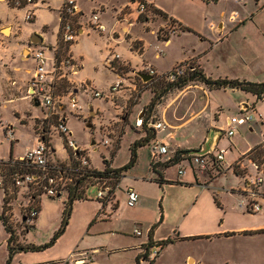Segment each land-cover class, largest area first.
<instances>
[{"label": "crops", "instance_id": "0c3cea01", "mask_svg": "<svg viewBox=\"0 0 264 264\" xmlns=\"http://www.w3.org/2000/svg\"><path fill=\"white\" fill-rule=\"evenodd\" d=\"M137 1L145 2L149 9L160 10L166 17H160L148 10L138 14L136 12ZM206 1L217 3L219 0ZM251 1L254 5L252 9L245 6L246 0H235V6L239 10H232L230 13L222 10L213 19H207L205 16L202 20V25L196 26L185 18L186 14L179 16L170 15L152 0H105L101 3L87 0L90 3L88 9L85 7L86 3L83 4L81 0H76L81 11L80 16L84 17L77 39L89 36L91 33L97 35L100 43L104 45V50H101L104 55H101L99 63L105 70L107 69L110 74L114 75V80L105 89L107 90L118 77H121L123 79V90L118 95L126 91V89H128L127 91L133 90L132 73L139 72L144 65L150 66L158 73H165L182 61H191V64L197 66L206 76L213 79L227 78L262 83L264 82V70L258 72L250 66L247 67L241 63L237 64V62H233L230 66V71L237 73L234 76L227 74L213 76L212 73L206 70L209 62L208 57H212L213 49L218 44H222L228 35L236 33L243 28H248L246 26L250 25V23L253 24L255 22L256 24L254 25H261L259 23L260 16L264 12L262 10L264 9V0ZM60 6L61 0H38L34 6L22 4L20 7L6 0H0L1 108H6L8 104L17 100H27L34 105L37 103L27 97V94L30 93L29 83L34 69V64L27 54V46L30 44V38L34 34H38L42 39L40 44L48 48L56 44L60 25ZM97 7L103 8L100 20L107 29L101 35L87 30L84 25L88 20L87 14ZM29 9L34 10L35 17L31 23H26L24 15ZM235 14L243 20L241 23H235L230 20V16ZM259 17L260 19H258ZM117 20L124 21L118 23ZM180 27L186 30L182 31ZM206 28L211 32L209 36L204 33ZM162 29H167V34L164 37L159 34L162 33ZM5 30L7 33L4 32ZM190 35L196 38L199 45L195 41L189 42L187 36ZM202 43L206 44V46L200 47ZM70 52L75 64V67L72 68V72L75 70V73L71 77L73 83H76L77 81L74 77L83 69L85 61L83 53L79 49L78 40L71 46ZM115 55L118 58L112 63L124 69L120 73L106 65L108 61H112ZM219 63L215 62L212 64L218 67ZM95 68L93 66V69ZM255 74L261 75L263 78H258ZM85 80L88 81V79ZM82 83L77 82L76 86L78 87ZM225 90L232 93V98L234 99L232 105L236 110L235 114L225 117V126L229 117L240 116V108L244 106L253 108L256 113L262 115L264 120V99H259L251 93L237 89H223V91ZM213 91L208 90L204 86H194L192 89L180 91L177 94H168L161 106L156 108L159 116L157 121L164 123L166 128L154 132L153 138L155 140L153 142L159 141L166 144L171 156L176 151H191L199 147H203L205 150H212L214 147L223 148L226 153L218 174L201 172L187 163L188 161L185 159L178 162L177 165H170L166 168L163 165L166 159H162L159 163L160 166L155 168V172L151 168V157H149L146 174L139 173L135 171L139 161V150L150 146L153 143L150 141L146 146L137 149L135 165L119 178L114 187H111L112 199L108 203L101 205L100 211L103 213L109 207L110 214L99 219V221L118 230H107L97 235L85 236L80 243H76L75 247L72 246L66 254L61 256L62 258L44 257L45 255L43 254L46 250L54 248L64 237L69 227V219L64 233L55 241L53 246L39 252L16 253L11 260V264H69V262L72 264H148L144 259L150 246L158 245L166 239H172L173 243L164 246L156 260L151 263L161 264L163 252L179 243L247 238L262 234L264 232V210L257 214H250L244 211L243 208L238 206L240 196L237 193V189L242 187L245 175H254L250 162H252V157H255L257 153H261L258 144L260 135L264 131V123L259 121L237 127V134L248 132V134L254 136L250 140H246L249 138H244L242 142L237 139V134L230 139L221 136L223 132L217 130V123L221 117L223 105L218 103L213 107L211 106V93ZM186 98L187 101L182 105ZM95 104L100 105L92 100L88 102L87 107L93 106L95 108ZM37 106H39V103ZM138 106V104H135L132 109ZM97 110L94 112L99 113V115L104 112V109H99V107ZM15 113L19 115L18 112ZM20 119L19 117L18 120ZM93 126H95L94 123ZM131 126L132 124H129L126 127L131 128ZM9 127L13 128L11 125ZM126 127L124 128L125 131ZM132 130L135 134L133 142L146 135L138 128ZM9 141L12 145L10 154L13 159L20 157L36 144L35 139L34 143L31 146H26L23 154L19 156L13 154V146L18 142L17 138L13 137V141ZM133 142H131L130 146ZM262 157L264 156L262 155ZM113 160L114 156L109 160V166L112 169L125 165L117 166ZM238 161L240 166L237 164ZM173 166H176L177 170L183 168L184 174L182 176H167V171ZM234 170L238 171V175L235 174ZM228 173H231L237 181L229 189V194L235 198L236 207L240 212H232V204L228 207V203L224 202L219 195L213 192L214 181L223 175L226 176ZM123 186L125 195L128 188H132L139 195L138 203L132 207L133 210L144 209L146 203L155 207L154 217L151 220L139 222L137 228L133 227L129 235L123 232L125 225L116 218L119 206L117 201H115V192L117 189H122ZM168 189H173L181 197L177 196L175 199H171V196H167ZM112 204L115 206L113 207ZM8 205L5 210H10L14 214L12 202ZM2 213L3 205L1 206L0 215H3L7 225H9L8 220L12 218L6 217V213ZM37 222L38 217L31 229L37 227ZM134 229H139L142 235L139 237L135 236L133 234ZM29 230L25 233V238L21 240V244L37 245L26 240ZM1 231L5 235V238L3 237L5 248H2L5 253L0 258V264H6L8 257L7 239L9 235L0 220ZM258 231L263 232L257 233ZM231 233H234V235H230ZM29 254L36 257H30ZM195 259L190 254H186L185 264H190L191 261L195 264H206L199 259H196V262L194 261Z\"/></svg>", "mask_w": 264, "mask_h": 264}, {"label": "rangeland", "instance_id": "374dc122", "mask_svg": "<svg viewBox=\"0 0 264 264\" xmlns=\"http://www.w3.org/2000/svg\"><path fill=\"white\" fill-rule=\"evenodd\" d=\"M82 3H86L85 7L88 9L90 3L87 0H81ZM95 3H101L105 0H93ZM118 1V0H117ZM155 4L159 5L162 10L168 14L173 15H187L185 18L189 22H192L196 26L202 25V20L206 16L207 19L217 17L218 13L222 10H226L230 13L232 10H239L235 5V0H219L216 2L206 1V0H152ZM99 5V4H98ZM245 6L247 8H254L251 0H246ZM149 10V8L147 9ZM264 11V9H262ZM91 13H88L89 17ZM236 15V14H235ZM230 20L235 23H241L243 20L236 15L235 19ZM261 17V19H260ZM260 19V26L250 23L247 25L248 28H243L236 33H232L227 36L222 42L218 44L213 50L212 57H208V64L206 70L213 74V76H221L227 74L230 76L237 75L234 71H230V66L232 63L237 62L247 67H251L256 71L264 70V12H262ZM214 27V26H212ZM172 29V28H171ZM164 31V32H163ZM7 33V31L5 30ZM206 36H209L211 32L208 28L204 31ZM161 37L167 34V29H162V33H159ZM193 35L187 36L189 42L195 41L197 45L196 38ZM78 38V37H77ZM79 42V49L83 53L84 67L78 75L74 78L77 82H83L82 84H88L94 87L96 90L103 92L105 88L114 80V75L110 74L108 70L104 69L99 63L101 61V55H104V45L100 43L97 35L91 33L89 36H84L77 39ZM206 44H201L200 47H205ZM26 55V53H25ZM220 62L219 66H213L212 63ZM185 63L192 66L191 61H185ZM116 65L120 69L116 68V72H121L122 67ZM93 66L96 68L93 69ZM70 74L69 79L71 83H65L61 91H65V88H72L76 86L73 83L72 75ZM258 78H263L261 75L255 74ZM133 79L132 83L135 90L126 89V91L121 94H117V97L113 101L93 99L89 94H84L81 90L77 91V97L79 104L82 106V116L78 119L73 116L66 114L67 121L66 126L71 134V139L75 143L85 149L83 153L86 155L90 161V166L101 171L104 169V160L112 159L114 156V164L119 166L126 164L128 162L130 153L129 146L132 140L135 138V134L132 129H135V121L139 119V116L147 117L148 121H157L159 116L157 115L158 110H148L150 100L156 95H162L163 88H160L162 83L142 84L137 78L131 76ZM85 79H88L86 81ZM86 81V82H84ZM115 82V81H114ZM194 86H204L199 82L189 83L183 89H177L171 91V95L177 94L180 91L188 90L194 88ZM205 87V86H204ZM123 90V88H122ZM170 93V92H168ZM168 93H165L163 97L158 101L157 107L161 106L162 102L165 101ZM232 93L225 90H214L211 93L212 104L215 106L218 103L223 105V111L221 112V117L217 123V130L221 132L226 131V126L224 124V119L227 116L236 113L232 103L234 99L232 98ZM96 101L95 108L90 106L87 107L88 102ZM187 98L182 102L184 105ZM138 104V107L133 106ZM104 109L101 115L94 111H98L97 108ZM118 106V107H117ZM156 107V108H157ZM88 108V109H87ZM155 109V108H154ZM116 111V112H115ZM15 112H18L16 114ZM44 111L39 107L35 106L30 101H15L14 103L8 104L6 108L0 107V159H8L10 156V148L12 147L9 138L6 137L4 128L13 126L14 138H17L18 142L13 146V154L21 155L23 154L26 146H31L35 139L37 138V133L40 129H45L47 134L45 135L46 140H48L49 146L55 148V153L57 155L53 156L51 161L53 163H65L71 164L73 158L71 157L70 150L63 146L59 137L55 134L53 129H50L46 124L42 125L39 118L34 120V117H42ZM22 116V117H21ZM19 117L21 118L20 120ZM30 117V118H29ZM137 118V119H136ZM141 118V119H142ZM93 123L95 126H93ZM87 124L91 125V128L86 127ZM132 124L131 128L126 127ZM126 127V131L124 128ZM149 127V126H148ZM141 130V129H140ZM237 132V130H236ZM235 132L234 135L237 133ZM151 133V131H149ZM237 139L242 142L244 138L252 139L254 136L248 134V132L237 134ZM93 141V143H91ZM108 143V144H107ZM152 146L145 147L139 150V161L138 166L135 171L139 173L146 174L147 166L149 165V157H151ZM69 155V157H68ZM12 156V155H11ZM14 156V155H13ZM69 158V159H68ZM239 166V165H238ZM241 171V170H240ZM177 175V167L173 166L167 171V176ZM237 181L231 173L226 176H221L216 179L213 183V192L219 195L224 202L228 203V207L231 206L232 212H240L236 207V200L231 197L230 188L236 184ZM116 182L110 186L114 187ZM124 186L122 189H117L115 192L116 200L119 206L116 218L118 221L123 223L125 226L124 233L129 235L133 227L137 228L139 222H144V220H151L154 217L155 207L151 204L146 203L144 209L133 210L126 205V195L124 193ZM24 189L20 192L21 196L17 199L14 196L11 201L13 204L14 214H11L12 220H8V226L14 235L15 242L21 244L22 239L25 237V233L33 228L18 222L19 209L18 204H24L26 199L22 193ZM218 191V193H217ZM97 187L89 186L85 190V199L75 201L72 206V212L70 215L69 227L62 240L52 249L46 250L43 254L44 257H61L67 253V251L72 247L76 246V243L80 241L85 236H92V234H99L103 231H116L117 228H111L99 219L109 216L110 209L106 208V211L101 210V203L96 199ZM3 193L0 189V210L3 205ZM167 196H171V199H175L177 196L180 198L179 193L174 192L173 189L167 190ZM67 199V191L63 190L59 195L49 197L47 195H42L39 200V214L37 227L35 229L29 230L26 240L29 243H35L37 245H44L50 241L52 236L60 227L63 218L64 202ZM113 207L115 206L112 204ZM12 207V206H11ZM15 215V217H13ZM93 226H91V224ZM109 232V231H108ZM2 231L0 232V258L3 257L5 250L3 251ZM23 245V244H21ZM73 247V248H74ZM190 254L192 258L202 260L206 264H264V232L255 236L247 238H231V239H221L213 241H202V242H186L173 245L163 252L161 258V264H185V256ZM30 257L32 254H29ZM62 258V257H61ZM196 259L194 261H196ZM197 262V261H196ZM69 264H72L69 262ZM190 264H195L193 261Z\"/></svg>", "mask_w": 264, "mask_h": 264}, {"label": "built area", "instance_id": "2783aa9c", "mask_svg": "<svg viewBox=\"0 0 264 264\" xmlns=\"http://www.w3.org/2000/svg\"><path fill=\"white\" fill-rule=\"evenodd\" d=\"M13 5L20 7L34 6L38 0H6ZM147 4L143 1L136 2V12L142 14L147 10ZM103 13L102 7H97L92 10L88 20L85 22L87 30L97 34L106 32L105 25L101 22L100 17ZM81 11L76 3V0H61L59 9V31L57 42L54 46L48 48L43 44H28L27 54L34 64L32 77L30 79V93L27 97L39 103V107L44 111L42 117H34V120L41 121L42 125H47L53 129L55 134L66 149L70 150L73 162L71 164L53 163L51 159L56 156L54 148L49 146L45 135V129H40L36 138V144L28 149L20 157L9 160H0V189L3 193V206L8 208L14 196L17 199L24 194L26 202L18 204L19 215L18 222L31 226L35 223L39 214V200L42 195L53 197L59 195L63 190H66L72 184V175L84 172L85 169L92 170L90 161L83 153L85 149L79 147L75 141L71 139V134L66 126V114L75 118L82 116V106L79 104L77 91L81 89L84 94H89L93 99L113 101L118 93L122 91L123 79L118 77L107 90L100 92L88 84H81L72 88H65L61 91L65 83H71L69 80L72 74V68L75 67L70 48L76 42L81 28V22L84 17H81ZM236 15H232L235 19ZM34 10L29 9L24 15V21L31 23L34 20ZM124 20H117L118 23ZM118 58L113 56L112 61L106 63L107 67L116 70V65L112 62ZM189 64L182 61L174 65L165 73H158L150 66L144 65L139 72L148 74L152 79L165 78L168 81H174L177 77L184 74ZM132 76L137 78L142 84L143 82L135 73ZM135 90V87H134ZM264 99V97H262ZM240 116L229 117L226 123V131L221 136L230 139L234 136L237 127L246 123H255L262 121L261 114L256 113L253 108L244 106L240 108ZM142 119L135 121V127L140 128ZM149 126L156 132L165 129L164 123L160 121L151 122ZM4 132L9 140L13 141L14 133L9 126H4ZM47 141V143L45 142ZM108 144V143H107ZM151 148V164L160 163L162 159L169 160V150L166 144L162 142H153ZM258 148L264 156V131L260 135ZM226 150L223 148L214 147L212 150H205L199 147L197 151L185 155L190 165L196 167L201 172H214L218 174L221 170L224 161ZM52 157V158H51ZM69 157V155H68ZM69 159V158H68ZM239 161L237 162V164ZM17 165V168H15ZM240 166V164H238ZM253 168L254 175H245L243 185L237 189L240 196L238 206L250 214H257L264 210V157L262 161L250 162ZM6 167L14 168L10 172H6ZM184 169L179 168L177 175L182 176ZM97 187L96 199L102 203H108L112 199L111 187L105 182L95 185ZM139 200V195L132 188L126 190V205L129 208L134 207ZM6 217L11 218L12 212L5 210ZM12 220V219H10ZM133 234L137 237L142 233L139 229H134ZM161 252L159 245H152L145 256V262L153 263Z\"/></svg>", "mask_w": 264, "mask_h": 264}, {"label": "trees", "instance_id": "16d2710c", "mask_svg": "<svg viewBox=\"0 0 264 264\" xmlns=\"http://www.w3.org/2000/svg\"><path fill=\"white\" fill-rule=\"evenodd\" d=\"M148 11H151L152 13L160 16V17H166L164 13H162L160 10L155 8H150ZM180 29L186 30L185 28ZM117 69H120L117 67ZM193 82H199L202 85H204L208 90H223L226 88L229 89H237L246 93H251L255 95L257 98L262 99L264 97V82L262 83H254V82H248L245 80H238V79H227V78H217L213 79L209 76H206L201 69H199L197 66H189L184 74L180 77H177L174 81H168L165 78H158V79H152L146 83L147 84H155V83H162L160 88H163L162 95H154L152 99L150 100L149 106L147 107L148 110H156V105L158 101L163 97L165 93H168L173 90L177 89H183L185 86H187L189 83ZM168 93V94H170ZM155 108V109H154ZM142 125L140 128L141 131H143L146 135L135 142L132 143V145L129 147V160L128 162L116 169H112L109 166V162L107 160H104V169L101 171H97L95 169L88 170L85 169L84 172L80 171L79 173L72 175V184L67 187V199L64 202V209H63V218L60 224L59 229L57 232L54 233L50 241L44 245H33V244H24L21 245L19 243L15 242L14 235L11 232L10 227L7 225L6 219L3 217V215H0V220L2 221L6 233L9 235L7 239V250H8V257L6 260V264H11V260L14 256V254L19 252H39L44 251L55 243V241L64 233L66 226L68 225V221L70 219V215L72 212V206L75 201L84 200L85 199V190L89 186H95L98 183H101L105 181L109 186L113 183H117L119 178L123 176L125 172H127L129 169H131L136 161H137V149L142 148L149 144L150 141H154L153 138L154 130L149 126V124L153 121H148L147 117L142 118ZM155 122V121H154ZM149 126V127H148ZM137 128V127H136ZM151 131V133H149ZM47 143V141H45ZM195 150L191 151H176L172 156L169 155V160L166 161L163 165L164 167H169L170 165H177L178 162L184 160L185 155L195 152ZM13 158L11 157L8 159L11 161ZM252 161H262V154L257 153L255 157L251 158ZM74 163V162H73ZM160 164H151L152 170L156 172V167H159ZM17 168V165L16 167ZM6 172H10L14 168L6 167L3 168ZM235 169V168H234ZM220 172V171H219ZM235 174L238 175V171L234 170ZM112 187V186H110ZM100 202V201H99ZM101 205H104V203L100 202ZM5 211V206H3V213ZM263 231H258L257 233H261ZM246 234V233H244ZM230 235H234V233H231ZM173 243L172 239H166L165 241L160 242L158 245L161 247V250L164 246Z\"/></svg>", "mask_w": 264, "mask_h": 264}, {"label": "water", "instance_id": "95a60500", "mask_svg": "<svg viewBox=\"0 0 264 264\" xmlns=\"http://www.w3.org/2000/svg\"><path fill=\"white\" fill-rule=\"evenodd\" d=\"M42 42L41 37L38 34H34L31 38H30V44L33 45H37L40 44ZM143 82H148L151 80V76L142 72H136L135 73ZM35 105L37 106L38 103H35ZM139 118H142V115L139 116ZM86 127L91 128L90 124H87ZM93 143V141L91 142Z\"/></svg>", "mask_w": 264, "mask_h": 264}, {"label": "bare ground", "instance_id": "6f19581e", "mask_svg": "<svg viewBox=\"0 0 264 264\" xmlns=\"http://www.w3.org/2000/svg\"><path fill=\"white\" fill-rule=\"evenodd\" d=\"M5 32V31H4Z\"/></svg>", "mask_w": 264, "mask_h": 264}]
</instances>
